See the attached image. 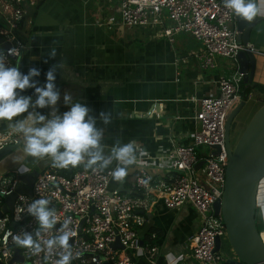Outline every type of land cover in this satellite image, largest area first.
Wrapping results in <instances>:
<instances>
[{
  "label": "crops",
  "instance_id": "1",
  "mask_svg": "<svg viewBox=\"0 0 264 264\" xmlns=\"http://www.w3.org/2000/svg\"><path fill=\"white\" fill-rule=\"evenodd\" d=\"M40 1L36 6L24 4L26 18L15 36L26 46L17 59V67L24 74L37 68L40 75L33 80L38 82L37 86H43L48 70L60 63L55 73V84L61 94L57 104L59 113L69 110L63 97L71 92L74 102L87 105L97 118L101 111L111 112L109 125L97 119V127L104 128L106 154L117 139L121 143H135L137 164L130 166L123 183L112 179L110 189L133 191L134 179L142 170L156 180H169L173 172L167 153L174 144L192 142L200 126L195 115L200 109L201 98L217 93L218 80L233 75L239 68L238 63L216 56L214 67L200 68L192 57L188 61L184 58L201 45L196 40H188L184 34L170 42L152 30L130 27L136 37L133 39L126 31L128 26L117 23L120 0H104L103 4L96 0H43L38 6ZM249 43L264 51V16L257 18ZM53 47L57 50L54 58L49 56ZM255 57L253 82L264 86V61L261 59L264 55ZM256 90L248 100L255 96ZM21 94L31 95L33 102L36 99L34 88ZM35 111L48 115L51 108ZM26 115L15 119H25ZM0 130L12 129L8 121H0ZM14 135L19 143L0 159V179L2 175L18 171L21 165L24 172L51 168L47 159L37 161L25 156L22 135L15 132ZM13 157L19 163L14 162ZM115 166V163L111 165ZM261 207L264 203L262 206L257 203V219L264 224ZM139 215L144 220L138 227L140 236L146 241L151 238L159 247L161 264H200L193 257L192 246L201 221L191 205L169 209L155 195L149 209L139 211ZM261 234L264 240V229ZM229 256L232 258L233 253ZM136 264L148 263L139 256Z\"/></svg>",
  "mask_w": 264,
  "mask_h": 264
},
{
  "label": "built area",
  "instance_id": "2",
  "mask_svg": "<svg viewBox=\"0 0 264 264\" xmlns=\"http://www.w3.org/2000/svg\"><path fill=\"white\" fill-rule=\"evenodd\" d=\"M38 1L0 0V17L7 23V27L0 25V36L10 43V47L1 52H5L8 66L17 67V59L26 46L15 36L26 18L24 4L36 6ZM237 19L224 7L223 0H120L117 23L152 30L170 42L182 32L192 35L201 47L184 59L188 61L192 57L200 68L208 69L215 66L216 56L237 62L240 51L264 55V51L253 44L239 42ZM14 47L16 54L8 56L7 51ZM243 80L244 73L238 68L230 77L218 80L217 93L201 98L195 115L200 126L192 142L174 144L166 155L173 172L169 180H156L142 170L134 179L133 191L126 193L110 189L113 178L109 173L114 169L111 166L105 170L87 169L84 165L68 169L51 167L39 172L31 188L32 195L18 194L13 216L6 212L0 218V262L55 264L59 259V249H54L47 259L45 252L31 255L27 249L18 248L9 235L34 232L37 222L27 213V207L35 199L47 198L56 211L58 223L42 239L55 236L63 220L71 217L70 227L75 235L69 243L74 256L80 254L71 264H136L139 256L148 264H161L159 247L143 240L138 231L144 221L139 211L149 209L157 195L169 209L188 204L197 211L201 227L193 236V257L200 264H225L231 258L221 251L227 229L221 211L216 214L214 205L222 198L226 182V120L234 104L242 100ZM18 143L13 130H0V150ZM216 147L220 148L217 154L214 153ZM199 162L202 164L197 167ZM20 173L12 171L2 175L0 192L7 195L14 192ZM7 195L0 196V209ZM217 238L221 239L219 251L216 250ZM17 250L24 259L12 262Z\"/></svg>",
  "mask_w": 264,
  "mask_h": 264
},
{
  "label": "clouds",
  "instance_id": "3",
  "mask_svg": "<svg viewBox=\"0 0 264 264\" xmlns=\"http://www.w3.org/2000/svg\"><path fill=\"white\" fill-rule=\"evenodd\" d=\"M223 4L236 17L247 23L264 16V0H223ZM15 54V47L7 51L8 56ZM49 56L53 58L57 56L56 48L49 50ZM5 61V52H0V121H8L9 127L22 135L23 154L37 161L47 159L54 169L84 165L87 169L105 170L115 163V168L109 174L114 181L123 183L130 166L137 164V147L134 142L121 143L117 139L106 154V146L103 143L104 128L97 127V119L107 126L112 123L111 112L101 111L97 118L92 114V109L80 101L74 102L71 92H67L64 94L63 102L70 108L61 114L57 108L61 94L55 84V73L60 68V63L48 70L46 83L37 86L38 82L33 80V77L40 75L37 68L33 67L24 74L19 67L8 66ZM28 88L35 89L34 102L31 95L21 94ZM45 107L51 108L48 115L35 111L37 108ZM30 108L33 111H29ZM25 113H27L25 119H15ZM12 159L19 163L15 157ZM22 167L21 165L18 168L21 173L24 172L21 170ZM144 183L147 184V181ZM37 191L39 192L38 186ZM7 194L0 192V196ZM50 205L51 201L47 198L32 201L27 207V213L37 222L34 232L22 231L9 235L18 248L27 249L31 255L45 252L47 259L54 249H59L61 252L55 264H71L73 259L80 256L79 253L74 256L69 243L75 235L70 227L71 217L63 220L56 229L55 236L42 239L44 234L55 229L58 223L56 211ZM260 215L264 216V207H261Z\"/></svg>",
  "mask_w": 264,
  "mask_h": 264
},
{
  "label": "water",
  "instance_id": "4",
  "mask_svg": "<svg viewBox=\"0 0 264 264\" xmlns=\"http://www.w3.org/2000/svg\"><path fill=\"white\" fill-rule=\"evenodd\" d=\"M257 18L252 23L237 19L239 42H250L251 30L256 26ZM0 52L10 47L0 36ZM239 69L244 73V81L252 83L254 80L257 59L249 51H240L237 55ZM241 100L232 110L226 120V146L228 151V164L226 169V182L221 199L214 207L215 213L221 211L227 229V237L234 252V256L226 260L225 264H264V240L257 227V194L260 181L264 178V104L257 110L250 123L240 136L235 148L229 144V136L234 118L245 106ZM16 144L5 146L0 150V159L13 151ZM215 154L220 148L216 147ZM202 162L197 164L199 167ZM39 175L38 170H31L19 174L14 192L5 197L0 209V218L6 212L14 214V202L18 194L32 195V185ZM130 193L129 190H121ZM14 225V222L10 224ZM143 243V240H142ZM221 249V239L217 238L216 250ZM24 258L16 251L12 262L22 261Z\"/></svg>",
  "mask_w": 264,
  "mask_h": 264
},
{
  "label": "rangeland",
  "instance_id": "5",
  "mask_svg": "<svg viewBox=\"0 0 264 264\" xmlns=\"http://www.w3.org/2000/svg\"><path fill=\"white\" fill-rule=\"evenodd\" d=\"M103 1L104 0H96V2L98 4L99 3L103 4ZM0 25H2L4 27H7V23L1 17H0ZM126 28H127L126 31L128 33H131V37L136 40V37L133 35L134 32H133L132 28H130V27H126ZM180 34H182V35L184 34L185 36H187L188 40L195 41V39L192 37V35H190L188 33L182 32ZM261 59H263V61H264L263 57H261ZM227 60H229V59H227ZM260 62H262V61H260ZM232 71H235V68H233ZM256 89H258V88H256ZM263 94H264V92H261L259 89L256 90L255 91V96L254 97L252 96V99L248 100L246 105L242 108V110L239 112V114L234 118L233 124H232V128H231V131H230V136H229L230 137L229 138V144H230V146L232 148V151L235 148V146H236L240 136L242 135L243 131L246 129V127L250 123L252 117L257 112V110L261 107V105L263 103V100H261V98L264 99V95ZM238 104H239V102L234 104V106L232 107L230 112L232 110H234L238 106ZM25 166L27 167V164H25ZM257 200H258L257 203L259 205L261 204V206H262L263 203H264V178L260 181V184H259ZM257 224H258L257 227H258V229H259V231L261 233V229H264V224H263L262 220L261 219H257ZM221 251H222V253H224L225 256L232 255V253H233V256L235 255L234 252L231 249V245L229 243L228 237H223L222 238V250Z\"/></svg>",
  "mask_w": 264,
  "mask_h": 264
},
{
  "label": "trees",
  "instance_id": "6",
  "mask_svg": "<svg viewBox=\"0 0 264 264\" xmlns=\"http://www.w3.org/2000/svg\"><path fill=\"white\" fill-rule=\"evenodd\" d=\"M43 0H41L38 4V6L42 3ZM258 88L261 92H264V86L262 84H257L255 82L252 83H246L244 80L241 84V95H242V100L247 101L254 89ZM262 105L264 104V99ZM149 242H152V239L150 238L147 240ZM0 264H2L0 262Z\"/></svg>",
  "mask_w": 264,
  "mask_h": 264
},
{
  "label": "bare ground",
  "instance_id": "7",
  "mask_svg": "<svg viewBox=\"0 0 264 264\" xmlns=\"http://www.w3.org/2000/svg\"><path fill=\"white\" fill-rule=\"evenodd\" d=\"M262 236V235H261ZM263 238V237H262Z\"/></svg>",
  "mask_w": 264,
  "mask_h": 264
}]
</instances>
